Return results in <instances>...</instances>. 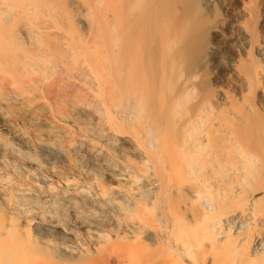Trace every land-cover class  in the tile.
<instances>
[{
	"label": "bare ground",
	"instance_id": "obj_1",
	"mask_svg": "<svg viewBox=\"0 0 264 264\" xmlns=\"http://www.w3.org/2000/svg\"><path fill=\"white\" fill-rule=\"evenodd\" d=\"M260 250L264 0H0V264Z\"/></svg>",
	"mask_w": 264,
	"mask_h": 264
},
{
	"label": "rangeland",
	"instance_id": "obj_2",
	"mask_svg": "<svg viewBox=\"0 0 264 264\" xmlns=\"http://www.w3.org/2000/svg\"><path fill=\"white\" fill-rule=\"evenodd\" d=\"M257 227H259V226H257ZM259 252H261V254L263 253L262 255L264 256V251H261V250H260ZM260 262H261V261H260Z\"/></svg>",
	"mask_w": 264,
	"mask_h": 264
}]
</instances>
